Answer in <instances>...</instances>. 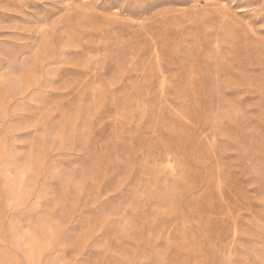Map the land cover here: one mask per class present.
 I'll use <instances>...</instances> for the list:
<instances>
[{
	"label": "rangeland",
	"instance_id": "rangeland-1",
	"mask_svg": "<svg viewBox=\"0 0 264 264\" xmlns=\"http://www.w3.org/2000/svg\"><path fill=\"white\" fill-rule=\"evenodd\" d=\"M0 264H264V0H0Z\"/></svg>",
	"mask_w": 264,
	"mask_h": 264
}]
</instances>
